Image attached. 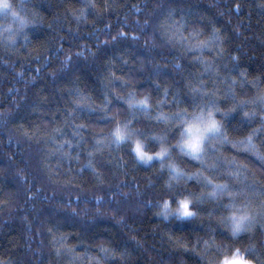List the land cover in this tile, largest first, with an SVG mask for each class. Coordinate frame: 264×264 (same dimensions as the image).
Instances as JSON below:
<instances>
[{"label": "trees", "instance_id": "16d2710c", "mask_svg": "<svg viewBox=\"0 0 264 264\" xmlns=\"http://www.w3.org/2000/svg\"><path fill=\"white\" fill-rule=\"evenodd\" d=\"M13 2L29 23L19 29L10 18H0V26L12 23L11 27L18 32L14 45H7L0 38V264H78L63 248L61 255H56L61 234H67L64 243L75 246L77 253L89 248L96 254L95 245L99 243L126 248L128 255L117 258L118 264H208L197 254L204 247L203 241L214 237L217 244L229 242L225 237L227 230L217 223L223 210L214 211L213 217L208 215L215 209V202L206 200L198 204L200 215L195 219L177 220L175 214L167 219L163 214L155 215L161 205L157 201L162 203L161 198H166L170 191L166 184L172 185V191L185 188L184 179L173 177L168 165L195 172L196 167L185 163L188 158L177 149L160 169L157 161L136 160L129 141L119 150L112 145L104 148L102 154H94L92 164L100 173V179H96L87 155L94 147L91 134H107L112 125L105 126L98 114L91 113L92 120L83 133L86 144L77 148L75 141L79 137L72 136V127L63 123V114L71 105L69 90L75 88L90 93L95 104L101 102L106 91L104 60L112 57L115 60L112 70L125 80L131 77L129 88L121 89L117 82V93L127 95L134 86L135 99L151 97L149 114L136 112L140 121L137 127L149 141L153 134L162 136L168 125L154 118L161 112L169 115L176 108L168 104L157 107L162 91L155 88L152 80L158 78L171 84L177 89L178 98L184 100V77L200 66H193L190 58H181L183 71L173 67V58L180 57L182 49L165 42L159 26L164 15L158 5L163 2L166 7H175L176 21L181 16L190 22L204 17L202 24L207 28L201 38H207L212 25L226 38L223 55L217 57L212 53L215 63L221 69L225 64L231 67L230 55L238 54L240 67L251 76H259L264 72V8L260 7L264 0H93L96 9L87 10V18L79 21L75 16L79 15L81 0H25L23 7L20 0ZM237 3L243 6L239 12L235 10ZM145 20L149 21L147 31L143 27ZM120 31L129 36L136 33L140 39L110 42ZM85 45L93 52L99 47L98 56L90 55ZM57 48L63 51L57 52ZM81 50L84 57L77 58L75 54ZM120 53L128 60L127 64L118 59ZM65 54L73 56V64L67 73H61ZM204 54L207 57L208 51ZM45 57L49 58L47 63ZM42 64L45 67L37 73ZM53 72L57 74L55 79ZM77 76L79 80L75 79ZM31 77L37 79L29 82ZM244 91L253 94L248 89ZM40 96H47L49 103L32 112L31 106L38 103ZM172 99L170 94L167 100ZM120 103L114 101L111 114H116L123 123L131 116L126 105L120 107ZM33 125L39 126L35 136ZM54 127L62 128L65 136L73 140V148L63 151H70L73 157L78 153L79 159H69L55 151L65 136L53 133ZM174 130L178 139V126ZM26 131L31 139L25 136ZM49 136L57 139L49 140ZM149 141L146 143L150 153L159 150V143ZM168 144L175 146L176 139L169 136L163 146ZM50 151L52 155L48 156ZM119 157H123L125 166H120ZM109 160L111 164L107 163ZM249 166L255 167L256 178L260 180L259 167L252 163ZM187 188L193 194L200 191L195 181L188 182ZM49 228L56 235L55 242ZM236 243L244 246L248 240L245 237ZM194 247L197 251H193Z\"/></svg>", "mask_w": 264, "mask_h": 264}, {"label": "snow or ice", "instance_id": "6c2138e0", "mask_svg": "<svg viewBox=\"0 0 264 264\" xmlns=\"http://www.w3.org/2000/svg\"><path fill=\"white\" fill-rule=\"evenodd\" d=\"M82 7L79 9V15L75 16L78 21L81 18L86 19L87 10H95L96 4L93 0H81ZM25 0H20V6L23 7ZM107 6V5H106ZM136 7V6H134ZM158 7L161 8L164 20L159 26L162 29V36L165 42L175 47L180 46L182 51L180 57L173 58V67L183 71L184 66L179 62L181 58H190L193 66H200L195 72H190L189 76L184 77V95L186 99L181 100L177 96V89L171 84L160 81L158 78L153 79L152 83L158 91H162V97L157 101V107L163 108L165 104L172 105L176 108L175 112L165 115L162 112L154 119L158 123L168 125L162 136L153 134L150 138L144 136L141 128L137 127L140 121L136 117V112H142L146 116L151 111L150 95H144L140 99H135L136 90L132 86V91L127 95L118 94L116 91L117 82L119 87L129 88L131 86V77L125 80L123 75H117L112 66L115 60L112 57L104 60L107 68L106 91L99 104H95L90 93L84 92L79 88L69 90L71 105L66 107L63 114V123L72 127V136L79 137L75 141V146L80 148L86 144L83 133L88 129L89 122L92 120L91 113L99 115V121L104 125L111 124L107 134L103 132L92 133L94 147L87 152L89 157V167L96 179H100V173L92 164L95 153L103 152L104 148H111L115 145L119 150L123 144L132 143L131 151L135 153V159L147 163L148 161L159 162L160 169L164 168V160L169 158L172 152L179 149L188 159L186 164L196 167L195 172L183 171L174 164H169V170L173 177L182 178L185 181V188L182 191H172V185L166 184L170 189L166 198L162 199L163 207L155 215L163 214L167 219L173 214V205L176 206L175 218L177 220L195 219L200 215L197 208L198 204L206 200L215 202V209L208 212L209 217H213L214 211L223 210L218 225L224 227L228 243H216L215 238L203 241V249L197 254L201 260L208 264H232L233 261H240V264H264V72L259 76H251L246 69L240 67L241 57L238 54L230 55L231 67L227 64L223 69L215 63L216 56H222L224 52L223 43L225 37L219 35L220 29L212 25V30L207 38L204 32L207 25L202 24L204 17L199 20L189 21L185 16H181L179 21L173 17L176 14V8L165 6L162 2ZM242 4L237 3L235 10L239 12ZM260 7L264 8V4ZM183 10V9H181ZM136 11H140L136 7ZM0 18L11 19L18 24L19 29L25 27L29 20L26 16L21 15L13 0H0ZM171 21V23H168ZM211 23V21H209ZM139 25V21L137 22ZM201 26L198 27L197 25ZM149 26V21L143 22L145 31ZM7 37H4V33ZM18 32L14 31L11 25L0 26V38L7 45H14V37ZM27 40V36L24 37ZM138 41L140 35L133 33L129 36L126 32L120 31L116 36L111 38L110 42L117 41ZM219 42V43H217ZM108 43V42H106ZM145 47L148 48V41L145 40ZM90 55L96 58L99 54L93 52L90 47L85 45ZM208 56H205V50ZM57 52L63 51L57 48ZM77 58L84 57V51L81 50L75 54ZM39 59V57H37ZM118 59L124 64L128 63L123 53L118 55ZM45 63L49 61L48 57L44 58ZM73 64V56L65 54L62 61L61 73H67L69 66ZM45 65L36 69L39 73ZM202 68V70H201ZM23 75V73H18ZM160 72L157 69V77ZM53 79L57 78L55 72L52 73ZM37 77H31L30 81L36 80ZM79 80V77H75ZM223 85V88L221 87ZM252 91L248 95L244 90ZM63 91V90H62ZM172 95L171 101L167 100ZM115 102H121L120 107L126 105L131 116L121 123L113 112ZM49 103L47 96H40L38 103L31 106L32 112L40 111L45 104ZM185 104V107H181ZM191 109V110H190ZM111 114V115H110ZM83 120V122H78ZM97 121V122H99ZM179 128V138H176L175 128ZM36 131H39L38 125H33ZM53 133H59L65 136L62 128L54 127ZM25 136H28L26 131ZM32 136H28L29 139ZM144 137L140 139L139 137ZM169 136L176 139L175 146L168 144ZM49 140H55L57 137L49 136ZM146 141L159 143V150H147ZM47 143V141H46ZM73 148V140L65 138L59 143L55 151L61 152L63 156L69 159H79L77 153L75 157L70 151L63 149ZM85 150H87L85 148ZM226 152L232 154L226 155ZM48 156L52 155L50 151ZM47 158V157H46ZM120 166H125L123 157L118 158ZM107 163L111 164V160ZM252 163L260 169V180L256 178L255 167H250ZM195 181L200 191L193 194L188 190V182ZM151 184V180H150ZM154 186V185H153ZM120 186L117 185V188ZM123 195V193H119ZM117 195L113 193V197ZM227 199V203L223 201ZM100 203V198L97 197ZM146 203H151L147 201ZM161 204V201H157ZM223 212L227 214L224 215ZM77 215V213H73ZM123 220V217H121ZM52 233L53 241H56V235ZM67 234H61L59 248H55L56 255H61V248L65 254H71L72 260L78 264H118V259H123L128 255L127 249H120L113 245L106 247L104 243L95 245L98 250L93 254L89 248H85L83 253H77L75 246L68 247L64 241ZM247 238L248 243L244 246H237V241ZM193 251H197L193 248ZM211 253V257H210Z\"/></svg>", "mask_w": 264, "mask_h": 264}, {"label": "clouds", "instance_id": "9594fccd", "mask_svg": "<svg viewBox=\"0 0 264 264\" xmlns=\"http://www.w3.org/2000/svg\"><path fill=\"white\" fill-rule=\"evenodd\" d=\"M133 146V145H132ZM163 207L162 203L160 205V210ZM176 206L173 207V214H175ZM232 264H240V261H233Z\"/></svg>", "mask_w": 264, "mask_h": 264}, {"label": "rangeland", "instance_id": "374dc122", "mask_svg": "<svg viewBox=\"0 0 264 264\" xmlns=\"http://www.w3.org/2000/svg\"><path fill=\"white\" fill-rule=\"evenodd\" d=\"M11 25H12V23H11ZM17 29V28H16ZM207 50V49H206ZM149 162V161H148Z\"/></svg>", "mask_w": 264, "mask_h": 264}]
</instances>
